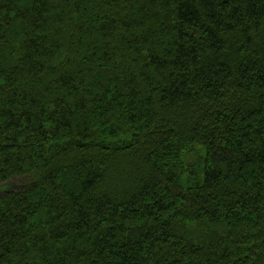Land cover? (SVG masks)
<instances>
[{"label":"trees","instance_id":"trees-1","mask_svg":"<svg viewBox=\"0 0 264 264\" xmlns=\"http://www.w3.org/2000/svg\"><path fill=\"white\" fill-rule=\"evenodd\" d=\"M0 264H264V0H0Z\"/></svg>","mask_w":264,"mask_h":264}]
</instances>
